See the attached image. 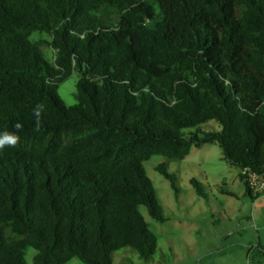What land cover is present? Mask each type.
<instances>
[{"label":"trees","instance_id":"obj_1","mask_svg":"<svg viewBox=\"0 0 264 264\" xmlns=\"http://www.w3.org/2000/svg\"><path fill=\"white\" fill-rule=\"evenodd\" d=\"M17 122L0 150V264L28 248L33 264H112L122 249L148 262L141 210L166 221L151 156L215 144L242 182L264 168V0H0V132Z\"/></svg>","mask_w":264,"mask_h":264},{"label":"rangeland","instance_id":"obj_2","mask_svg":"<svg viewBox=\"0 0 264 264\" xmlns=\"http://www.w3.org/2000/svg\"><path fill=\"white\" fill-rule=\"evenodd\" d=\"M38 39L48 38L33 35V41ZM42 51L51 62L52 50ZM77 79L73 73L57 90L67 106L75 103ZM202 129L219 130L212 121ZM161 164L173 176L174 188L156 172ZM143 168L166 221L157 223L141 210L156 238L152 259L144 262L130 249H122L113 253L112 264H264V198L251 201L247 197L238 169L222 160L217 145L192 148L179 161L154 155L143 163ZM33 254L32 249H26L25 264H33ZM66 264L81 263L71 259Z\"/></svg>","mask_w":264,"mask_h":264},{"label":"built area","instance_id":"obj_3","mask_svg":"<svg viewBox=\"0 0 264 264\" xmlns=\"http://www.w3.org/2000/svg\"><path fill=\"white\" fill-rule=\"evenodd\" d=\"M240 174L243 176V183L247 186L250 194L256 198H264V168L261 172L243 169Z\"/></svg>","mask_w":264,"mask_h":264},{"label":"clouds","instance_id":"obj_4","mask_svg":"<svg viewBox=\"0 0 264 264\" xmlns=\"http://www.w3.org/2000/svg\"><path fill=\"white\" fill-rule=\"evenodd\" d=\"M42 110H43V105L40 104H38L34 109V114L37 120V129H39V119ZM14 127L15 129H17V132H8V131L0 132V150L4 149L6 146H15L17 144L19 140L18 131L22 129L23 125L17 122L14 125Z\"/></svg>","mask_w":264,"mask_h":264}]
</instances>
